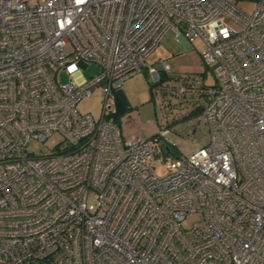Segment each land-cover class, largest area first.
I'll return each mask as SVG.
<instances>
[{"label": "built area", "instance_id": "built-area-1", "mask_svg": "<svg viewBox=\"0 0 264 264\" xmlns=\"http://www.w3.org/2000/svg\"><path fill=\"white\" fill-rule=\"evenodd\" d=\"M169 30L203 41L214 84L169 88L201 105L207 141L176 155L157 127L159 176L151 138L125 139L114 114L130 75L169 71L146 64ZM97 86L95 118L77 103ZM54 132L53 150H30ZM0 264H264V0L251 13L231 0H0Z\"/></svg>", "mask_w": 264, "mask_h": 264}, {"label": "rangeland", "instance_id": "rangeland-1", "mask_svg": "<svg viewBox=\"0 0 264 264\" xmlns=\"http://www.w3.org/2000/svg\"><path fill=\"white\" fill-rule=\"evenodd\" d=\"M231 1L246 13H251L255 7V0ZM203 48L204 43L201 39L184 42L176 38L173 30H169L146 58L147 65L154 64L159 70L158 61L164 60L169 66V71L161 73L160 79L155 80L148 72V68L143 66L140 72L133 73L122 84L124 98L122 103L126 108L118 118L122 135L125 139L151 138L150 144L154 154L149 158V165L159 176L169 172L167 164L170 159L161 148L162 141H154L152 138L157 127L169 128V137L175 143L171 145V149L176 155H187L207 141L206 124L199 116L186 115L188 113L186 108L193 104L179 102L171 96L169 89L175 79L187 75L202 76L207 84H214L210 68L201 60ZM95 71L94 65L85 70L80 69L72 75V81L83 84ZM58 80L67 81L68 77L64 72H60ZM103 98V89L97 86L89 96L77 103V109L98 118L101 115ZM62 139L63 136L59 132H54L43 145L31 143L29 148L36 153L46 152L53 150L55 144ZM194 219V215H189L183 225L189 226Z\"/></svg>", "mask_w": 264, "mask_h": 264}, {"label": "trees", "instance_id": "trees-1", "mask_svg": "<svg viewBox=\"0 0 264 264\" xmlns=\"http://www.w3.org/2000/svg\"><path fill=\"white\" fill-rule=\"evenodd\" d=\"M123 92L119 90L116 92V113L114 114V119L116 122L119 123V116L125 111V105H123ZM201 112V105H195L194 108L188 110L187 116H199Z\"/></svg>", "mask_w": 264, "mask_h": 264}, {"label": "crops", "instance_id": "crops-1", "mask_svg": "<svg viewBox=\"0 0 264 264\" xmlns=\"http://www.w3.org/2000/svg\"><path fill=\"white\" fill-rule=\"evenodd\" d=\"M182 41H183V40H182ZM184 42H186V41H184ZM201 77H202V76H201ZM202 79H203L204 83L207 85L206 80L204 79V77H202ZM191 108H194V107H192V106L189 107V106H188L186 109H187V110H190ZM151 133H152V132H151ZM151 133H150V134H151Z\"/></svg>", "mask_w": 264, "mask_h": 264}, {"label": "water", "instance_id": "water-1", "mask_svg": "<svg viewBox=\"0 0 264 264\" xmlns=\"http://www.w3.org/2000/svg\"><path fill=\"white\" fill-rule=\"evenodd\" d=\"M167 150H169L168 148H166Z\"/></svg>", "mask_w": 264, "mask_h": 264}]
</instances>
